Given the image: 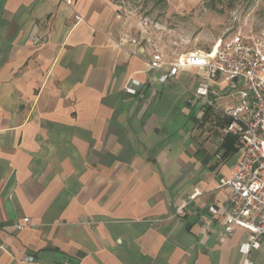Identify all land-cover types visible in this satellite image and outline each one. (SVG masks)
Masks as SVG:
<instances>
[{
	"label": "crops",
	"instance_id": "0c3cea01",
	"mask_svg": "<svg viewBox=\"0 0 264 264\" xmlns=\"http://www.w3.org/2000/svg\"><path fill=\"white\" fill-rule=\"evenodd\" d=\"M121 32L138 35L116 0H0V264H240L245 231L207 206L239 158L222 110L244 82L211 78L205 106L202 70L160 83L154 46Z\"/></svg>",
	"mask_w": 264,
	"mask_h": 264
},
{
	"label": "built area",
	"instance_id": "2783aa9c",
	"mask_svg": "<svg viewBox=\"0 0 264 264\" xmlns=\"http://www.w3.org/2000/svg\"><path fill=\"white\" fill-rule=\"evenodd\" d=\"M138 18V35L121 32L116 43L123 49H127L128 43L144 41L152 44L154 50L149 57V70L157 73L160 83L176 80L180 66L197 67L206 77L197 86L195 94L208 107L214 106L210 97L211 78L217 75L231 81L240 78L245 84L239 91L238 103L222 110L229 119L222 131L235 137L239 158L231 168L230 176L219 180L217 188L223 189L224 195L217 203H209L207 210L213 217L222 215L226 233H231L235 227L245 231L238 246L240 264H254L253 252L264 243V32H234L218 38L206 52L196 49L180 53L175 60H170L156 48L157 43L147 18ZM75 19L78 21L82 16L77 13ZM32 42L39 45L41 39L34 36ZM140 85L138 80L130 78L124 91L135 95ZM202 193L195 189L184 196L175 214L185 216L187 206ZM28 220L25 217L22 222L14 223L13 227L21 229ZM0 248H3L1 242Z\"/></svg>",
	"mask_w": 264,
	"mask_h": 264
},
{
	"label": "rangeland",
	"instance_id": "374dc122",
	"mask_svg": "<svg viewBox=\"0 0 264 264\" xmlns=\"http://www.w3.org/2000/svg\"><path fill=\"white\" fill-rule=\"evenodd\" d=\"M116 2L127 14L133 28H136L139 16L147 18L156 45L169 56H177L187 50L207 51L218 38L234 32H264V0ZM155 26L158 29H153Z\"/></svg>",
	"mask_w": 264,
	"mask_h": 264
},
{
	"label": "trees",
	"instance_id": "16d2710c",
	"mask_svg": "<svg viewBox=\"0 0 264 264\" xmlns=\"http://www.w3.org/2000/svg\"><path fill=\"white\" fill-rule=\"evenodd\" d=\"M229 122V119H227L226 121H225V123H224V125L225 124H227ZM223 125V126H224ZM227 136L229 137V139H230V145L232 146L233 144H234V142H235V137L233 136V135H230V134H227ZM234 146H232V150H234Z\"/></svg>",
	"mask_w": 264,
	"mask_h": 264
}]
</instances>
